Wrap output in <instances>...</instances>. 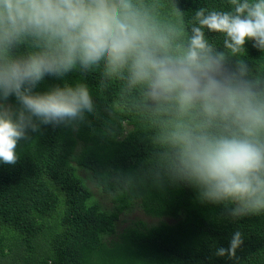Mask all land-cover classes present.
<instances>
[{
  "label": "clouds",
  "instance_id": "clouds-1",
  "mask_svg": "<svg viewBox=\"0 0 264 264\" xmlns=\"http://www.w3.org/2000/svg\"><path fill=\"white\" fill-rule=\"evenodd\" d=\"M229 2L233 11L197 10L189 34L174 0H0V162L17 163L29 129L95 112L84 83L34 92L45 76L101 69L102 87L119 82L149 115L157 178L234 205L232 217L264 213V80L242 60L229 69L204 31L233 56L246 40L264 50V0ZM25 42L35 50L13 57ZM12 96L18 109L4 103ZM242 243L236 231L216 255L235 257Z\"/></svg>",
  "mask_w": 264,
  "mask_h": 264
},
{
  "label": "trees",
  "instance_id": "trees-1",
  "mask_svg": "<svg viewBox=\"0 0 264 264\" xmlns=\"http://www.w3.org/2000/svg\"><path fill=\"white\" fill-rule=\"evenodd\" d=\"M174 2L189 34L197 10L233 11L229 0ZM204 31L229 69L242 60L250 79L264 80V50L254 41L233 56L222 34ZM34 50L25 42L10 54ZM77 83L87 84L95 112L29 129L17 163L0 162V264H264V213L232 217L234 205L201 203L194 188L157 178L151 119L119 82L102 87L101 69L77 66L45 76L34 92ZM4 103L20 107L14 96ZM236 231L243 243L235 257L217 256Z\"/></svg>",
  "mask_w": 264,
  "mask_h": 264
},
{
  "label": "rangeland",
  "instance_id": "rangeland-1",
  "mask_svg": "<svg viewBox=\"0 0 264 264\" xmlns=\"http://www.w3.org/2000/svg\"><path fill=\"white\" fill-rule=\"evenodd\" d=\"M86 172H84L85 174ZM103 202L107 203L109 206H111V202H110V199L108 197H106Z\"/></svg>",
  "mask_w": 264,
  "mask_h": 264
}]
</instances>
